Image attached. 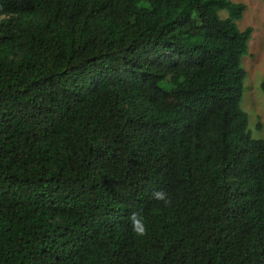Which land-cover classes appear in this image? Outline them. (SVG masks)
<instances>
[{
    "label": "trees",
    "instance_id": "1",
    "mask_svg": "<svg viewBox=\"0 0 264 264\" xmlns=\"http://www.w3.org/2000/svg\"><path fill=\"white\" fill-rule=\"evenodd\" d=\"M245 10L0 0V264H264Z\"/></svg>",
    "mask_w": 264,
    "mask_h": 264
},
{
    "label": "rangeland",
    "instance_id": "2",
    "mask_svg": "<svg viewBox=\"0 0 264 264\" xmlns=\"http://www.w3.org/2000/svg\"><path fill=\"white\" fill-rule=\"evenodd\" d=\"M246 6L237 22L241 31L252 28L247 55L242 63L246 72L241 107L248 116V129L253 139H264V0H231ZM224 16V13H221Z\"/></svg>",
    "mask_w": 264,
    "mask_h": 264
},
{
    "label": "clouds",
    "instance_id": "3",
    "mask_svg": "<svg viewBox=\"0 0 264 264\" xmlns=\"http://www.w3.org/2000/svg\"><path fill=\"white\" fill-rule=\"evenodd\" d=\"M153 198L157 201L163 202L165 206H170L172 201L169 195L163 190L153 193ZM128 219L131 222L132 231L138 237H144L148 233V229L145 225L144 217L141 211H134L130 214Z\"/></svg>",
    "mask_w": 264,
    "mask_h": 264
}]
</instances>
